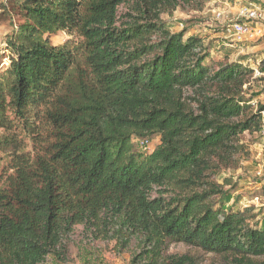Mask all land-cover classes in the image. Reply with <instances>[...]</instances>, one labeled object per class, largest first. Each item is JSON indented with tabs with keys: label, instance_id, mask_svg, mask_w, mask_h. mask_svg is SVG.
I'll list each match as a JSON object with an SVG mask.
<instances>
[{
	"label": "trees",
	"instance_id": "16d2710c",
	"mask_svg": "<svg viewBox=\"0 0 264 264\" xmlns=\"http://www.w3.org/2000/svg\"><path fill=\"white\" fill-rule=\"evenodd\" d=\"M208 2L0 0L13 28L0 73V264H68L73 245L96 243L129 264H195L168 254L180 243L264 264V227L251 207L225 209L229 181L218 182L249 155L246 137L264 141L253 70L207 63L205 39L163 19ZM58 33L77 41L53 45ZM152 136L151 153L134 150Z\"/></svg>",
	"mask_w": 264,
	"mask_h": 264
},
{
	"label": "rangeland",
	"instance_id": "374dc122",
	"mask_svg": "<svg viewBox=\"0 0 264 264\" xmlns=\"http://www.w3.org/2000/svg\"><path fill=\"white\" fill-rule=\"evenodd\" d=\"M6 1V0H2ZM217 1V0H214ZM220 7L231 8V13L237 9L247 6H264V0H220ZM208 13L204 17L200 14H181L174 13L171 17H164L169 30L173 33L185 31V38L190 35L202 36L208 45L207 63H216L227 60L233 63L235 54L245 62V65L253 70V81L251 82V91L249 94L254 95L252 104L258 102L264 105V27L262 32L256 38H250L249 41L240 44L243 54L229 49L235 39L228 32L226 21L217 20L214 11H221L213 4L208 5ZM14 24V20H13ZM12 24L3 16H0V73L5 71L9 66L11 53L7 48V37L12 31ZM244 39V38H243ZM247 40V39H246ZM66 41H77V37H71L66 33H58L51 37L53 45H61ZM222 43H224L222 45ZM239 47V48H240ZM238 48V49H239ZM252 92V93H251ZM257 95V96H255ZM249 155L241 160L240 168L237 170L223 171L218 176V182L221 184L224 179L229 181L225 186V191L229 193V203L225 209L234 206L235 209L251 207L258 225L264 227V141L257 135L246 137ZM159 144V138L152 136L147 139L135 140L134 150L137 153L148 155ZM8 161L3 157L0 169ZM222 202V201H221ZM220 202V203H221ZM81 231V227L76 228V235ZM168 254L176 256H188L195 259V264H230L228 257L224 258L219 255L208 254L202 250L190 247L184 244H172L168 246ZM130 256L127 253L116 255L113 250V244L107 246L94 244L92 247L73 245L70 253V262L68 264H129ZM264 261L262 259L256 260ZM47 264H59L50 259Z\"/></svg>",
	"mask_w": 264,
	"mask_h": 264
},
{
	"label": "built area",
	"instance_id": "2783aa9c",
	"mask_svg": "<svg viewBox=\"0 0 264 264\" xmlns=\"http://www.w3.org/2000/svg\"><path fill=\"white\" fill-rule=\"evenodd\" d=\"M217 20L226 21L229 34L238 39L258 37L264 27V6H247L237 9L234 17H228L223 11H214ZM264 124V112L261 113Z\"/></svg>",
	"mask_w": 264,
	"mask_h": 264
},
{
	"label": "crops",
	"instance_id": "0c3cea01",
	"mask_svg": "<svg viewBox=\"0 0 264 264\" xmlns=\"http://www.w3.org/2000/svg\"><path fill=\"white\" fill-rule=\"evenodd\" d=\"M210 4H213L215 7H217V9H222V11L228 16V17H234V15H235V13H236V11H234V13H231L230 11H231V8H229V7H220V6H218V5H222V3L220 2V0H217V1H214V0H209V2H208V4L206 5V7H205V9L201 12V13H192V14H200V15H202L203 17H204V15L206 14V13H208V5H210ZM177 12H179V11H177ZM176 13V12H175ZM182 14V13H181ZM202 37V36H201ZM247 41H249V40H246V39H241V40H238V39H234L233 41H232V43H234L233 45H229L228 47H229V49L230 50H233V51H235V52H239L240 54H243V49H241L242 47H240L239 45L240 44H243V43H245V42H247ZM206 44V43H205ZM224 43H222V45H223ZM240 47V48H239ZM239 48V49H238ZM236 56H234V58H235V60L233 61V63L234 62H236V63H241V64H245V62L246 61H244L243 59L241 60L240 58H239V55H237V54H235Z\"/></svg>",
	"mask_w": 264,
	"mask_h": 264
}]
</instances>
